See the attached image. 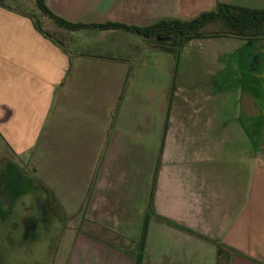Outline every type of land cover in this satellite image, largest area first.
<instances>
[{
	"label": "crops",
	"instance_id": "crops-1",
	"mask_svg": "<svg viewBox=\"0 0 264 264\" xmlns=\"http://www.w3.org/2000/svg\"><path fill=\"white\" fill-rule=\"evenodd\" d=\"M119 1L47 3L88 24L69 28L35 0H0V175L32 167L63 218L82 222L65 260L84 247L103 258L106 244L110 264H156L142 228L172 215L174 192V264L202 243L212 264H264V35L203 28L167 49L155 34L92 25L264 0H138L133 16Z\"/></svg>",
	"mask_w": 264,
	"mask_h": 264
},
{
	"label": "rangeland",
	"instance_id": "rangeland-1",
	"mask_svg": "<svg viewBox=\"0 0 264 264\" xmlns=\"http://www.w3.org/2000/svg\"><path fill=\"white\" fill-rule=\"evenodd\" d=\"M123 1L126 4L124 9L122 8L124 14L133 16V8L136 6L138 0ZM89 11L91 14H96V11ZM222 27L223 25L220 22H211L204 29L219 30ZM103 39L105 37H102ZM1 165L2 167L5 166V164ZM19 167L24 169L26 165L23 167V164L20 163ZM33 171L32 167H28L24 172L30 175L28 172L33 173ZM33 176L35 175L33 174ZM168 187L169 189H174V184ZM169 200L171 202L167 200L166 205H169L168 211L172 215L168 217L162 216V219L154 217L147 221L144 234L146 243L143 242L142 245L145 247V258L148 262L174 264V224L176 223L174 221V192L169 195ZM28 201H32L30 193L28 191L22 192L18 197H14L7 215L3 217L0 214V254L4 264H110L109 258L112 251L108 250L106 244L97 246V250H100L103 258L92 253V249H88V253H86L87 247H84L82 249H85V251H82L81 248L75 251L76 254L80 255L79 260H65L66 256L73 250V240L76 239V236L80 235V232L74 233L78 228L74 231V228L71 227L75 223L79 225L82 222L79 220H66L63 218L62 213L59 215L58 221L53 225L50 238L47 230L44 228H40L35 237L30 238L26 235L22 224L25 220V215L29 212L27 207ZM93 229L98 234L101 231L103 232L99 227H93ZM132 245L138 247L139 244L132 243ZM196 246L194 249L195 254L192 258V254L191 256L185 254V258L181 255V258H178L175 263L212 264L210 246L207 243H202L200 247ZM105 247L108 250L106 256L104 255L105 251L107 252ZM112 255L114 254L112 253Z\"/></svg>",
	"mask_w": 264,
	"mask_h": 264
},
{
	"label": "trees",
	"instance_id": "trees-1",
	"mask_svg": "<svg viewBox=\"0 0 264 264\" xmlns=\"http://www.w3.org/2000/svg\"><path fill=\"white\" fill-rule=\"evenodd\" d=\"M40 10L47 12L58 24L76 28L82 25H88L82 22H72L54 13L47 5L46 0H35ZM211 22H220L223 27L221 30L233 32L240 35L257 36L264 35V8H255L244 5H237L225 2H219L214 9L203 10L189 19L182 18H161L146 26L128 25L117 21H106L103 23H93L92 25L100 27H114L123 26L126 28L137 30L144 34H155L157 42L163 48L170 49L171 45L174 47L180 45L184 40L192 35L202 34L203 28ZM90 25V24H89ZM20 170L19 166L14 164H7L6 169L0 175V190L1 183L4 181L8 184V193L15 191L14 175L16 171ZM30 181V179H28ZM33 185L43 188V184L38 180L32 179ZM32 180L30 182H32ZM16 192V191H15ZM13 197L21 194L22 189H19ZM12 196V195H10ZM3 194L0 192V201ZM9 210V209H8ZM8 210L1 211L2 216H6ZM142 228L141 244L144 240L145 228Z\"/></svg>",
	"mask_w": 264,
	"mask_h": 264
},
{
	"label": "flooded vegetation",
	"instance_id": "flooded-vegetation-1",
	"mask_svg": "<svg viewBox=\"0 0 264 264\" xmlns=\"http://www.w3.org/2000/svg\"><path fill=\"white\" fill-rule=\"evenodd\" d=\"M20 170L21 171L17 170L16 174L14 175V184L16 186L15 191L17 192L19 189H22V192L28 191L32 199V201H28L27 207L29 212L25 215V220L22 224L25 228L24 232L31 238L37 235V232L40 228H44L47 230L48 236L50 238L53 225L56 223V221H58V217L60 215L58 205L55 201H53L52 197L48 194L44 187L41 188L33 185L32 179L34 178L26 175V173L21 168ZM28 179H30V181L32 180V182H30ZM7 187L8 184L6 181L1 183L0 192L3 194V197L0 201V204L4 209H8V204L10 201L14 200L13 194L15 191H12L10 194L12 196H10L8 194L10 192L8 191ZM0 261L2 264H4L1 254Z\"/></svg>",
	"mask_w": 264,
	"mask_h": 264
},
{
	"label": "water",
	"instance_id": "water-1",
	"mask_svg": "<svg viewBox=\"0 0 264 264\" xmlns=\"http://www.w3.org/2000/svg\"><path fill=\"white\" fill-rule=\"evenodd\" d=\"M46 3H51V4H53L56 8L61 9V8L64 7L65 0H46ZM0 264H2L1 261H0Z\"/></svg>",
	"mask_w": 264,
	"mask_h": 264
}]
</instances>
